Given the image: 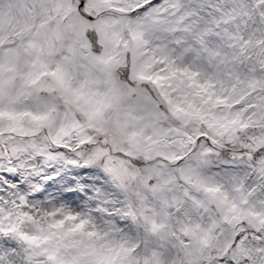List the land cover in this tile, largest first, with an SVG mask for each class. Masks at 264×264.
<instances>
[{"label":"snow or ice","instance_id":"1","mask_svg":"<svg viewBox=\"0 0 264 264\" xmlns=\"http://www.w3.org/2000/svg\"><path fill=\"white\" fill-rule=\"evenodd\" d=\"M0 264H264V0H0Z\"/></svg>","mask_w":264,"mask_h":264}]
</instances>
